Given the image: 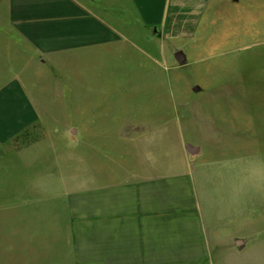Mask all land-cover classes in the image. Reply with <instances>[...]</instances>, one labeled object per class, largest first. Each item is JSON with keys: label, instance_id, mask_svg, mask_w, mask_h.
I'll use <instances>...</instances> for the list:
<instances>
[{"label": "crops", "instance_id": "1", "mask_svg": "<svg viewBox=\"0 0 264 264\" xmlns=\"http://www.w3.org/2000/svg\"><path fill=\"white\" fill-rule=\"evenodd\" d=\"M239 1L0 0L3 205L8 209L17 202L52 232L62 222L65 264H231L229 251L239 254L245 247L243 235L229 237V187H208L199 156L187 150L189 141L180 131H120L116 137L114 128L104 127L99 137L92 133L96 120L85 119L78 134L87 150L80 148L79 164L75 150L66 148L62 177L59 151L49 155V163L44 159L53 144L25 143L36 130L57 134L58 125L74 134L69 126L76 122L58 115L57 108H67L81 61L114 59L128 50L123 47L137 49L139 34L143 44L165 50L196 38L209 14ZM241 2L247 12L256 8L264 17V0ZM141 51L152 58L153 52ZM143 119L125 116L112 124L147 123ZM108 131L114 137L107 138ZM27 173L28 179L22 175ZM10 182L34 193L11 200Z\"/></svg>", "mask_w": 264, "mask_h": 264}, {"label": "rangeland", "instance_id": "2", "mask_svg": "<svg viewBox=\"0 0 264 264\" xmlns=\"http://www.w3.org/2000/svg\"><path fill=\"white\" fill-rule=\"evenodd\" d=\"M259 15L256 8L247 12L241 0L219 6L217 13L203 21L196 38L176 41L165 50L143 44L139 34L137 49L123 47L128 50L114 59L81 61V75L75 74L73 80L75 92L64 104L67 108H57L58 115L76 122L69 128L81 138L74 149L79 164L80 148L87 150L78 134L85 119L96 120L92 128L98 130L92 133L97 136L104 127L114 128L116 137L177 130L200 146L197 166L203 180L211 190L229 187V237L243 235L246 240L241 253L229 251L231 264H264V27H260L264 17ZM141 49L153 52L152 58ZM177 49L187 54L186 64L176 60ZM77 62L71 63L72 70L78 69ZM195 85L201 90H193ZM125 116L144 118L147 123L112 124ZM153 120L160 123L152 124ZM55 127L57 134L36 130L25 143L53 144L47 156L59 151L62 177L66 141L61 138L63 128ZM111 133L104 134L110 138ZM22 175L28 179L32 174ZM8 184L11 200L17 201L22 192L34 193L27 186L23 191L13 182ZM2 192L0 183V264H65L66 242L64 233H59L64 232L62 222L58 232H52L47 222L22 211L17 202L5 209Z\"/></svg>", "mask_w": 264, "mask_h": 264}, {"label": "water", "instance_id": "3", "mask_svg": "<svg viewBox=\"0 0 264 264\" xmlns=\"http://www.w3.org/2000/svg\"><path fill=\"white\" fill-rule=\"evenodd\" d=\"M153 34H154L155 36H159V35L161 34V32H160V30H159L158 27H155V28H154V30H153ZM174 56H175L176 60L178 61V63H179L180 65H184V64H186L187 61H188L187 54H186V53L184 52V50H182V49H177V50H175V51H174ZM193 90H195V91H199V90H201V87H200L199 85H195V86L193 87ZM186 148H187V150H188L190 153H192V154H198V153L200 152V150H201V147H200V146H198V145H194V144H192V143H190V142H187V143H186Z\"/></svg>", "mask_w": 264, "mask_h": 264}, {"label": "clouds", "instance_id": "4", "mask_svg": "<svg viewBox=\"0 0 264 264\" xmlns=\"http://www.w3.org/2000/svg\"><path fill=\"white\" fill-rule=\"evenodd\" d=\"M61 138L66 141V143H65L66 148L75 149V148L79 147L81 138L74 137L70 130H65V132L62 134Z\"/></svg>", "mask_w": 264, "mask_h": 264}]
</instances>
